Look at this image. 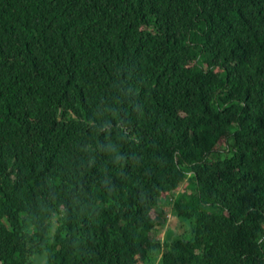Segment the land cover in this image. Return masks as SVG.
I'll return each instance as SVG.
<instances>
[{"label": "trees", "instance_id": "obj_1", "mask_svg": "<svg viewBox=\"0 0 264 264\" xmlns=\"http://www.w3.org/2000/svg\"><path fill=\"white\" fill-rule=\"evenodd\" d=\"M0 264H264V0H0Z\"/></svg>", "mask_w": 264, "mask_h": 264}, {"label": "rangeland", "instance_id": "obj_2", "mask_svg": "<svg viewBox=\"0 0 264 264\" xmlns=\"http://www.w3.org/2000/svg\"><path fill=\"white\" fill-rule=\"evenodd\" d=\"M225 146L227 147V143L225 144ZM224 146V147H225ZM224 147L222 148V151H223V149H224ZM226 147H225V149H226ZM221 152V151H220ZM221 153H223V154H220V155H224V152H221ZM167 232V231H166ZM172 234L174 235H180L181 234V229L179 228V224H177L176 225V227H175V229H173V231H172ZM172 237V235H169V236H167V235H165L163 238H161L160 239V241H162L163 239H170Z\"/></svg>", "mask_w": 264, "mask_h": 264}]
</instances>
